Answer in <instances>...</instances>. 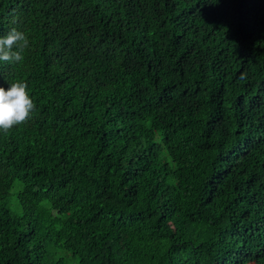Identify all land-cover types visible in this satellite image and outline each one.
Masks as SVG:
<instances>
[{
    "label": "trees",
    "instance_id": "16d2710c",
    "mask_svg": "<svg viewBox=\"0 0 264 264\" xmlns=\"http://www.w3.org/2000/svg\"><path fill=\"white\" fill-rule=\"evenodd\" d=\"M12 28L0 264H264V0H0Z\"/></svg>",
    "mask_w": 264,
    "mask_h": 264
},
{
    "label": "clouds",
    "instance_id": "9594fccd",
    "mask_svg": "<svg viewBox=\"0 0 264 264\" xmlns=\"http://www.w3.org/2000/svg\"><path fill=\"white\" fill-rule=\"evenodd\" d=\"M15 22V21H13ZM29 47L26 34L16 28L0 36V62L19 64L24 60V51ZM242 74L240 79H244ZM36 110L26 82L11 83L7 89L0 87V132L9 133L12 129L27 124Z\"/></svg>",
    "mask_w": 264,
    "mask_h": 264
},
{
    "label": "rangeland",
    "instance_id": "374dc122",
    "mask_svg": "<svg viewBox=\"0 0 264 264\" xmlns=\"http://www.w3.org/2000/svg\"><path fill=\"white\" fill-rule=\"evenodd\" d=\"M10 211L13 213V214H17L18 212V207H17V203L15 202V199L14 198H11V206H10ZM56 254L58 256H63L64 259H66L67 261L69 260L68 259V256L69 255H65L64 253H62L61 251H57ZM71 264V262H70Z\"/></svg>",
    "mask_w": 264,
    "mask_h": 264
}]
</instances>
